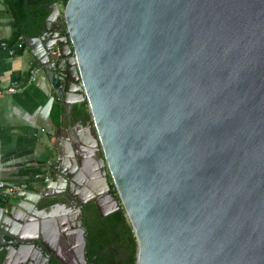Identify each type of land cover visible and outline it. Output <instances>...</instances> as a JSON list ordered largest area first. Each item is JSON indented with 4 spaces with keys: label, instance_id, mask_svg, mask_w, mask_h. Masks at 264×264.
<instances>
[{
    "label": "water",
    "instance_id": "95a60500",
    "mask_svg": "<svg viewBox=\"0 0 264 264\" xmlns=\"http://www.w3.org/2000/svg\"><path fill=\"white\" fill-rule=\"evenodd\" d=\"M46 9L24 44L63 109L85 103L90 120L81 134L68 117L39 188L0 206V264L48 263L43 225L80 212L84 178L106 172L137 264H264V0Z\"/></svg>",
    "mask_w": 264,
    "mask_h": 264
},
{
    "label": "crops",
    "instance_id": "0c3cea01",
    "mask_svg": "<svg viewBox=\"0 0 264 264\" xmlns=\"http://www.w3.org/2000/svg\"><path fill=\"white\" fill-rule=\"evenodd\" d=\"M14 31L10 12L0 0V181L9 186L25 184V190L33 191L39 188L43 168L52 158L57 134L67 133V118L72 120L74 130L83 134L90 113L85 103L74 104L71 112L63 109L42 71L30 79L35 66L25 44L14 39ZM59 82L55 79L54 85ZM10 87L17 91L7 93ZM50 96L56 103L45 115ZM13 196L1 194L0 206Z\"/></svg>",
    "mask_w": 264,
    "mask_h": 264
},
{
    "label": "flooded vegetation",
    "instance_id": "af4514ba",
    "mask_svg": "<svg viewBox=\"0 0 264 264\" xmlns=\"http://www.w3.org/2000/svg\"><path fill=\"white\" fill-rule=\"evenodd\" d=\"M62 26L56 21L51 28L58 31ZM104 178H84L93 194L80 206V212L74 207L65 223L43 225L40 233L49 237L53 253L45 264H137V244L131 225L108 172ZM41 260L40 257L39 264Z\"/></svg>",
    "mask_w": 264,
    "mask_h": 264
},
{
    "label": "trees",
    "instance_id": "16d2710c",
    "mask_svg": "<svg viewBox=\"0 0 264 264\" xmlns=\"http://www.w3.org/2000/svg\"><path fill=\"white\" fill-rule=\"evenodd\" d=\"M66 2L67 0H3L12 17L14 39L23 45L24 37H38L49 14L46 8L53 3L64 7Z\"/></svg>",
    "mask_w": 264,
    "mask_h": 264
},
{
    "label": "built area",
    "instance_id": "2783aa9c",
    "mask_svg": "<svg viewBox=\"0 0 264 264\" xmlns=\"http://www.w3.org/2000/svg\"><path fill=\"white\" fill-rule=\"evenodd\" d=\"M40 71L39 68L34 67L30 70V79H33L36 74H38ZM17 89L15 87H10L6 90L7 93H15ZM2 94V90H0V96ZM26 189L25 184H18V185H13L9 186L5 184V182L0 181V195L1 194H10V195H15L16 193L23 191Z\"/></svg>",
    "mask_w": 264,
    "mask_h": 264
},
{
    "label": "rangeland",
    "instance_id": "374dc122",
    "mask_svg": "<svg viewBox=\"0 0 264 264\" xmlns=\"http://www.w3.org/2000/svg\"><path fill=\"white\" fill-rule=\"evenodd\" d=\"M59 9H60V11H62V9H63V6L59 5Z\"/></svg>",
    "mask_w": 264,
    "mask_h": 264
}]
</instances>
